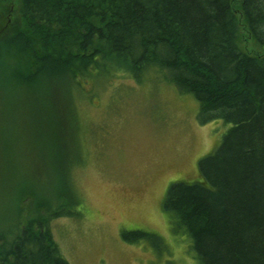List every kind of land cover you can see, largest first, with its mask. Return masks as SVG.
Wrapping results in <instances>:
<instances>
[{"label":"trees","instance_id":"trees-1","mask_svg":"<svg viewBox=\"0 0 264 264\" xmlns=\"http://www.w3.org/2000/svg\"><path fill=\"white\" fill-rule=\"evenodd\" d=\"M0 73L1 149L2 128L25 127L15 96L38 94L35 113L62 129L71 155L70 129L81 128L71 101L99 83L162 78L192 95L200 122L224 128L196 178L169 185L163 209L198 264H264V0H0ZM50 94L61 97L52 113ZM67 158L64 181L50 166L62 196L39 198L21 179L17 233L0 236V264H69L49 225L82 213Z\"/></svg>","mask_w":264,"mask_h":264},{"label":"rangeland","instance_id":"rangeland-1","mask_svg":"<svg viewBox=\"0 0 264 264\" xmlns=\"http://www.w3.org/2000/svg\"><path fill=\"white\" fill-rule=\"evenodd\" d=\"M85 88L92 91L90 84ZM91 96L71 101L81 123L70 129L71 155L64 150L62 129L44 128V117L35 113L37 93L9 101L25 102L20 110L25 127L1 129L6 134L2 146L7 145L0 146V236L10 239L17 233L22 178L33 182L27 190L37 191L39 198L62 196L58 181L51 192L50 171L64 181L69 155L68 178L82 213L49 223L69 264H198L190 238L177 232L163 209V198L177 178H196L198 161L213 149L223 125L202 124L192 95L179 93L162 78L139 84L118 76L99 83ZM59 97L46 96L50 113ZM1 118L0 107V123ZM61 188L65 192L63 182ZM30 203L22 206L30 209Z\"/></svg>","mask_w":264,"mask_h":264}]
</instances>
